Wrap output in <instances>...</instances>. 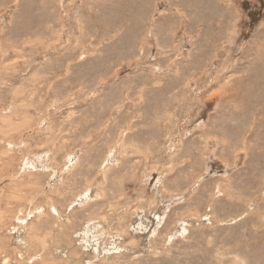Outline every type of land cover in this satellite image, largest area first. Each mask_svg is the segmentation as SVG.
Returning a JSON list of instances; mask_svg holds the SVG:
<instances>
[{
  "label": "rangeland",
  "instance_id": "obj_1",
  "mask_svg": "<svg viewBox=\"0 0 264 264\" xmlns=\"http://www.w3.org/2000/svg\"><path fill=\"white\" fill-rule=\"evenodd\" d=\"M0 264H264V0H0Z\"/></svg>",
  "mask_w": 264,
  "mask_h": 264
},
{
  "label": "bare ground",
  "instance_id": "obj_2",
  "mask_svg": "<svg viewBox=\"0 0 264 264\" xmlns=\"http://www.w3.org/2000/svg\"><path fill=\"white\" fill-rule=\"evenodd\" d=\"M13 125H14V124H13ZM14 127H15V126H14ZM3 131H5V130H3ZM13 146H14V145H13ZM40 158H41V157H40ZM70 160H71V159H70ZM26 161H27V160H26ZM41 161H42V160H41ZM31 162H32V161H31ZM32 165H33V164H32ZM44 165H45V164H44ZM20 167H21V166H20ZM41 168H42V167H41ZM220 191H221V190H220ZM87 198H88V197H87ZM21 219H22V218H21ZM19 220H20V219H19ZM19 220H18V221H19ZM23 220H24V218H23ZM20 221H22V220H20ZM20 221H19V222H20ZM20 223H21V222H20ZM23 226H24V225H23ZM27 228H29V227H27ZM30 228H31V227H30ZM24 229H25V228H24ZM24 229H23V230H24ZM23 230H22V231H23ZM25 230H26V229H25ZM89 233H90V230H86L85 235H88ZM20 239H21V238H20ZM103 249H104V248H103ZM106 250L109 251L110 249L107 247V248L104 249V251L106 252ZM108 251H107V252H108Z\"/></svg>",
  "mask_w": 264,
  "mask_h": 264
}]
</instances>
